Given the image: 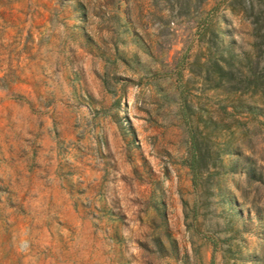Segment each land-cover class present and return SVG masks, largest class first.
<instances>
[{
    "label": "rangeland",
    "instance_id": "rangeland-1",
    "mask_svg": "<svg viewBox=\"0 0 264 264\" xmlns=\"http://www.w3.org/2000/svg\"><path fill=\"white\" fill-rule=\"evenodd\" d=\"M254 22L236 0H0V264H264V118L225 127L264 97L192 65L251 49ZM191 131L225 173L197 190Z\"/></svg>",
    "mask_w": 264,
    "mask_h": 264
},
{
    "label": "trees",
    "instance_id": "trees-1",
    "mask_svg": "<svg viewBox=\"0 0 264 264\" xmlns=\"http://www.w3.org/2000/svg\"><path fill=\"white\" fill-rule=\"evenodd\" d=\"M245 16H256L258 27L255 29V43L251 49L236 51L234 44L219 45L215 50L207 48L200 56H196L193 62L194 72L198 74L210 90L223 91L226 95L235 97L237 93H248L250 99L256 95L264 97V0H236ZM230 113L226 114V125H241L240 118L263 117L264 108L257 107V102L252 104L248 101L233 99L229 101ZM264 105V104H263ZM225 109V108H224ZM223 109V110H224ZM226 112V110H225ZM215 127L221 126L214 124ZM229 155L241 157L240 151L228 152ZM247 162V160H246ZM238 164L229 171L236 172ZM187 166L192 173V183L194 188H200L203 184H210L211 179L219 178L225 173L222 171L223 166H209L206 156L202 152L201 144L196 132L191 131L190 136V154ZM247 171V168H241ZM249 176L252 180L262 182L261 175L255 177V170L250 169ZM229 204L235 203L234 200L228 201ZM241 216V212H237ZM255 216L262 220L260 212L256 211Z\"/></svg>",
    "mask_w": 264,
    "mask_h": 264
}]
</instances>
